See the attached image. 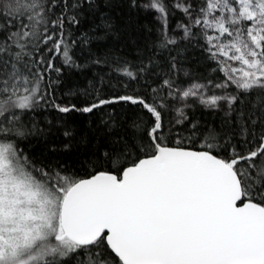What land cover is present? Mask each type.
Returning <instances> with one entry per match:
<instances>
[{
  "label": "snow or ice",
  "instance_id": "snow-or-ice-1",
  "mask_svg": "<svg viewBox=\"0 0 264 264\" xmlns=\"http://www.w3.org/2000/svg\"><path fill=\"white\" fill-rule=\"evenodd\" d=\"M0 264H264V0H0Z\"/></svg>",
  "mask_w": 264,
  "mask_h": 264
}]
</instances>
